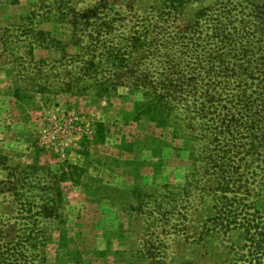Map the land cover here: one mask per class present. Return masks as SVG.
Instances as JSON below:
<instances>
[{"label": "rangeland", "instance_id": "1", "mask_svg": "<svg viewBox=\"0 0 264 264\" xmlns=\"http://www.w3.org/2000/svg\"><path fill=\"white\" fill-rule=\"evenodd\" d=\"M263 87L264 0H0V264H264Z\"/></svg>", "mask_w": 264, "mask_h": 264}, {"label": "trees", "instance_id": "2", "mask_svg": "<svg viewBox=\"0 0 264 264\" xmlns=\"http://www.w3.org/2000/svg\"><path fill=\"white\" fill-rule=\"evenodd\" d=\"M234 9H235V7H234ZM240 11H242V10H240ZM240 11H238V12H240ZM237 20H239L241 23H242V19H237ZM244 31V30H243ZM247 35H249V34H244L243 36H242V38L243 39H246L247 38ZM131 39L132 40H134V41H139V43H141V42H143L144 41V39L145 38H143L142 36H136V35H134V36H132L131 37ZM142 45V44H141ZM78 57V56H77ZM122 57H124L123 55H121V58ZM121 58H120V56L118 55V54H111L110 56H109V60L111 61V60H114V59H117V60H121ZM94 68H95V66H94ZM93 73H94V71H93ZM174 80V79H173ZM172 79H170V81H173ZM263 82V81H262ZM104 84H106V81H101V80H98L97 79V77L93 80V82H92V86H94V87H96L97 88V90L98 91H100V90H104V89H106V88H104L103 86H104ZM262 91L263 92H261V94H263L264 93V87L262 88ZM160 99H161V97H159ZM263 119V118H262ZM262 119H261V121H259L258 122V125H257V131H259L260 133H264V121H262ZM255 137L256 136H254V139H255ZM252 144V148H255V146H256V144H255V141L254 142H252L251 143ZM260 156H259V154L256 156V158H254V159H252V162L254 163L256 160H258V159H260L259 158ZM249 167L250 166H246V169H249ZM51 190L54 192V195L56 196V198H58L57 200H58V202L59 201H61L62 200V197H63V194H62V191H61V189H60V187L57 185V187L56 188H52L51 187ZM56 208H55V206H54V213L51 215L54 219L55 218H57V216H56ZM222 219H224V218H222ZM225 227H227L228 228V226H225ZM29 237H32L31 236V233H29ZM260 248L262 249V247L260 246ZM263 254V256H264V251L262 252ZM247 259L246 258H241V262H239V261H237L236 263L234 262V264H260L261 262H257V259L258 258H256V256H251V254H250V256H249V254L247 255Z\"/></svg>", "mask_w": 264, "mask_h": 264}]
</instances>
